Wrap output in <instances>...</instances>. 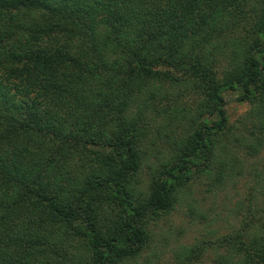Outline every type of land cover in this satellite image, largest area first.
<instances>
[{
	"label": "trees",
	"instance_id": "16d2710c",
	"mask_svg": "<svg viewBox=\"0 0 264 264\" xmlns=\"http://www.w3.org/2000/svg\"><path fill=\"white\" fill-rule=\"evenodd\" d=\"M228 91L250 106L239 134ZM263 153L264 0H0V264L135 262L148 215L174 208L193 173L222 185L251 168L264 204ZM251 214L177 257L264 264V206Z\"/></svg>",
	"mask_w": 264,
	"mask_h": 264
},
{
	"label": "rangeland",
	"instance_id": "374dc122",
	"mask_svg": "<svg viewBox=\"0 0 264 264\" xmlns=\"http://www.w3.org/2000/svg\"><path fill=\"white\" fill-rule=\"evenodd\" d=\"M221 65L226 66L224 59L219 66ZM237 96L238 92H226L224 107L227 110L228 122L233 127L231 131L239 134L238 128L244 129L246 124H249L247 114L250 106L246 102H239L236 99ZM180 99L186 106L193 108L194 103L198 100V95L181 94ZM165 119L167 117L164 118V121ZM156 120L162 122L163 118L158 116ZM167 129L170 132L175 131L176 136L181 134V131L175 129L174 125L165 126L164 132H167ZM155 146H160L164 152H167L169 148L167 138L160 137ZM229 146L234 148L232 140L229 142ZM235 149L233 151L240 159L246 156L243 146H240L238 150ZM254 161L256 171L264 170V153ZM156 165L157 154L153 151L147 163L142 167L139 176V179H142L140 180L142 184L148 181L150 170L152 166ZM240 170L243 172L242 174L234 171L236 174L222 185H218L217 180L215 181L213 177H207L203 173H193L190 179L182 184L183 190L181 189L178 194L179 198L174 208L159 216L148 215L149 243L138 260L130 264H187V260L181 261L177 257L182 246L201 245L203 241L208 243L217 236L241 226L242 218L249 221L253 209H257L261 205L264 206V204L257 202L261 200L259 194H254L252 191L257 186L256 177L249 172L252 169ZM252 195L254 196L252 197ZM243 199L246 200V206L239 215H236L234 213L236 203ZM248 207L250 210L247 211ZM254 220L257 224L256 228L264 235V215L261 217L257 215ZM215 253L216 250L207 248L194 264H200L199 262L211 264L216 256Z\"/></svg>",
	"mask_w": 264,
	"mask_h": 264
}]
</instances>
